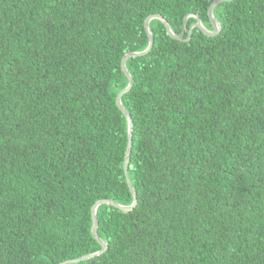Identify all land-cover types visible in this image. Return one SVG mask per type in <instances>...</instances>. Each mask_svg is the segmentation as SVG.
Segmentation results:
<instances>
[{
    "label": "trees",
    "instance_id": "obj_1",
    "mask_svg": "<svg viewBox=\"0 0 264 264\" xmlns=\"http://www.w3.org/2000/svg\"><path fill=\"white\" fill-rule=\"evenodd\" d=\"M0 0V264H264V0ZM190 35V37H189Z\"/></svg>",
    "mask_w": 264,
    "mask_h": 264
},
{
    "label": "water",
    "instance_id": "obj_2",
    "mask_svg": "<svg viewBox=\"0 0 264 264\" xmlns=\"http://www.w3.org/2000/svg\"><path fill=\"white\" fill-rule=\"evenodd\" d=\"M226 1H232V0H215L212 3V5L210 6L208 14H209L210 21L213 25V30H210L206 26H204V24L202 23L201 19L198 16H196L197 21L191 25V28L198 27L207 36L217 35L221 30V25H220V22L216 19L215 15H214V8L216 7V5L220 4L221 2H226ZM156 18L161 19L164 22L170 36H172L173 38L179 39V40H183V35L185 33L186 26H187V18H186L185 22H184V28H183L182 33L180 35H177L173 31L170 23H168V21L163 16H161L160 14L149 15L145 20V28H146V31H147V34L149 37V44H148L147 48L142 50V51L127 53L124 55V57L122 58V61H121L122 70L125 73V75L128 77L129 83H128L127 87L125 89H123L118 94L117 105L121 109V111L124 113V115L126 116V118L128 120V148H127V154H126V158H125V162H124V171H125L128 186L130 188L131 193L133 194L134 200H133L132 204H130V205H122L120 203L113 201L112 199H100V200H98L92 206V221H93L92 233H93V236L101 244V249L99 251L91 253V254H87V255H84V256H81L78 258L63 261L60 264H71V263H77V262H81L84 260H88V259H91V258H94L98 255L103 254L108 249L107 243L102 238H100L98 235L97 209H98L99 205H101L102 203H108V204L114 205L116 207H119L122 210L130 211V210H133L136 207V205L138 204L137 193H136V190L133 186L132 180H131L130 175H129V170H128L129 162H130V158H131V153H132V146H133V136L132 135H133L134 125H133V120H132L130 113L124 107V105L122 103V97L124 94H126L127 92H129L131 90V88L134 84V80L132 78L131 73L129 72V70L127 68L126 62L129 58L143 56L151 50V48L154 44V38H153L152 32L150 30V22H151V20L156 19ZM189 37H190V35H189Z\"/></svg>",
    "mask_w": 264,
    "mask_h": 264
}]
</instances>
